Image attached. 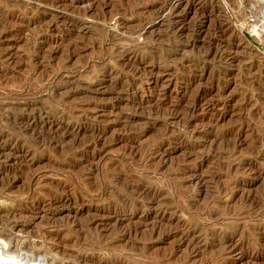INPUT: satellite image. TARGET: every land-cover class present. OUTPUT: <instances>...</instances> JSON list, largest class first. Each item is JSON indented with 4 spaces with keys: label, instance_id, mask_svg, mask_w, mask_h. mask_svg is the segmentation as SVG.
Here are the masks:
<instances>
[{
    "label": "rangeland",
    "instance_id": "374dc122",
    "mask_svg": "<svg viewBox=\"0 0 264 264\" xmlns=\"http://www.w3.org/2000/svg\"><path fill=\"white\" fill-rule=\"evenodd\" d=\"M259 25L264 0H0V264H264Z\"/></svg>",
    "mask_w": 264,
    "mask_h": 264
},
{
    "label": "bare ground",
    "instance_id": "6f19581e",
    "mask_svg": "<svg viewBox=\"0 0 264 264\" xmlns=\"http://www.w3.org/2000/svg\"><path fill=\"white\" fill-rule=\"evenodd\" d=\"M188 2V1H187ZM186 2V3H187ZM192 9H194V8H192ZM195 10V9H194ZM171 11V10H170ZM180 12V11H179ZM194 13H195V11H193ZM197 13V12H196ZM204 13V12H203ZM200 14V13H199ZM196 16V15H195ZM199 16H202V15H199ZM198 16V17H199ZM219 16V15H218ZM204 17H206V16H204ZM168 18V17H167ZM211 20H213V19H211ZM210 20V21H211ZM209 21V20H208ZM211 23V22H210ZM213 24V23H212ZM220 24V23H219ZM211 25V24H210ZM222 25V24H221ZM220 25V26H221ZM219 26V25H218ZM217 26V27H218ZM220 29V28H219ZM223 29V28H222ZM178 30V29H177ZM257 30H259L261 33H264V26L263 25H259L258 26V29ZM198 31V30H197ZM222 31V30H221ZM256 31V29H253V33ZM177 32V31H176ZM196 32V31H195ZM199 32V31H198ZM201 32H203L202 30H201ZM200 32V33H201ZM223 33V32H222ZM256 33V32H255ZM254 33V34H255ZM199 35V34H198ZM256 37V36H255ZM205 52V51H204ZM235 52V51H234ZM229 55V54H228ZM228 55L227 56H223L224 58H226V57H228ZM222 57V56H221ZM191 93V92H190ZM190 97V96H189ZM204 103V102H203ZM186 109V108H185ZM175 113V112H174ZM188 115V114H187ZM197 125V124H196ZM207 125V124H206ZM236 139V138H235ZM217 142V141H216ZM194 161V160H193ZM140 188V187H139ZM156 197V196H155ZM255 201V200H254ZM258 202V201H257ZM251 203V202H250ZM254 203V202H253ZM244 216V215H243ZM187 226V225H186ZM184 227V229H185V231L184 232H186L185 234H184V236L185 237H187V239L189 238V237H191L192 238V240H193V233H194V230L196 229L197 230V228H195V229H193V230H190L189 228H187V227ZM192 228V227H191ZM182 233V232H181ZM183 236V235H182ZM189 241L191 240V239H188ZM188 240H186V241H188ZM264 241V240H263ZM190 243V242H189ZM191 244V243H190ZM222 244H223V246L225 247H223L224 248V250L226 251V252H229L230 250H232V249H234V243L232 244L231 242H228V241H224V242H222ZM247 245V244H246ZM244 246V245H243ZM243 246H238L236 249L238 250V249H241ZM243 249V248H242ZM223 250V251H224ZM231 252V251H230ZM225 255H228L229 253H224ZM5 263V262H4ZM3 264V263H2ZM8 264V263H7ZM10 264V263H9ZM12 264V263H11ZM14 264V263H13ZM15 264H17V263H15ZM21 264V263H20ZM215 264V263H214Z\"/></svg>",
    "mask_w": 264,
    "mask_h": 264
}]
</instances>
